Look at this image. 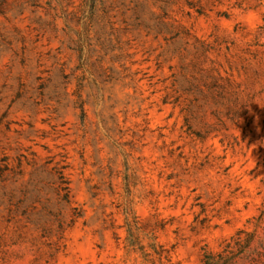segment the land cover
I'll use <instances>...</instances> for the list:
<instances>
[{
  "label": "rangeland",
  "instance_id": "obj_1",
  "mask_svg": "<svg viewBox=\"0 0 264 264\" xmlns=\"http://www.w3.org/2000/svg\"><path fill=\"white\" fill-rule=\"evenodd\" d=\"M0 264H264V0H0Z\"/></svg>",
  "mask_w": 264,
  "mask_h": 264
}]
</instances>
